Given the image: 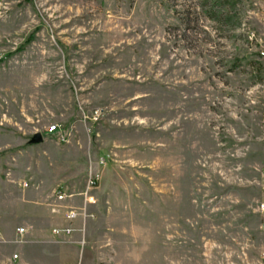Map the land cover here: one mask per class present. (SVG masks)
I'll return each mask as SVG.
<instances>
[{"label":"rangeland","instance_id":"1","mask_svg":"<svg viewBox=\"0 0 264 264\" xmlns=\"http://www.w3.org/2000/svg\"><path fill=\"white\" fill-rule=\"evenodd\" d=\"M2 2L0 264H264V0ZM101 147L132 191L93 189L63 254L49 187Z\"/></svg>","mask_w":264,"mask_h":264},{"label":"crops","instance_id":"2","mask_svg":"<svg viewBox=\"0 0 264 264\" xmlns=\"http://www.w3.org/2000/svg\"><path fill=\"white\" fill-rule=\"evenodd\" d=\"M44 135H43V140L39 143H32L30 141L29 143L32 144L31 146H36V150L39 149V147L44 146V147H42V149L45 148V150H46V147L54 145V141H56V139L53 136H56L55 133L54 132H50V133L46 132V135L45 136ZM68 149H71V148H68ZM65 152H66V150H64L61 153L60 157H58V160H56L57 161L56 165L65 164V161L69 160L71 158L69 156L66 158ZM101 154H102L101 158H103V159L102 160L97 159V161H94L93 159H89V158L85 157L86 161H85L83 166H85L84 169L87 171L88 175L86 176V180L84 182L83 189L79 190V192H77L73 198H67L65 201H62L63 205L75 204L74 198L76 196H81L79 193L85 189V186L87 184V180H88L90 175L98 177L100 185H99V187H97V190L99 189L101 194H103V192H104L105 196L107 197V202L110 203L111 197L114 196V194H115V196H117V195L120 196V200H122V204H123V201L128 198L129 192H131L132 188H133V186L130 184V180H129L130 176L128 174H120L117 176L114 174H110L111 173L110 171H112V169L110 168L109 164L107 163V157L110 156V153H106L104 148L101 147V149H99V151H98V155H101ZM45 156H46L45 159L49 164L50 158H51L50 154L49 155L47 154ZM54 161L55 160H53V162ZM77 161H78V159H77ZM78 164H79V161H78ZM52 166H54V165H52ZM52 172H54V171L52 170ZM41 176L42 175L37 174V179H41L42 178ZM108 177H111V181H109L110 182L109 186L104 185L102 183V179L103 178L107 179ZM67 181H68L67 179H65V180H58L57 179V180L53 181L52 185L49 187V190H51V192L48 191V196H47V200H46L47 216H48L49 223L51 225L50 227H48L47 240H54V241L58 240L59 247L62 250L63 254L65 253V251L69 250L68 249L69 248L68 247L69 246V240H67V238L70 236L66 235V237H64L62 235H58L54 232V228L57 227L58 225L65 226L68 224V220L66 219V211L67 210L64 207H60V208H57L56 211H54L53 208H54V204L56 202H59L57 200V197H56L57 191H59V192L64 191L66 193H75L74 191H70L72 189L70 188L71 186H69L70 183H68ZM105 182H106V180L104 181V183ZM41 185L42 184L40 181L36 182V187L34 188V193H36V198H39L40 195L42 196V194H43V188ZM25 186H29V183H28V185H25ZM44 192H46V191H44ZM94 194H96V197H97L98 192L94 191ZM68 200L71 202H69ZM36 201H38V200H36ZM96 205H97V203L95 204V206ZM88 206H90V205H88ZM120 207H121L122 213L128 212L126 202L124 205H122V206L120 205ZM36 210H37V204H36ZM111 210H112V207L108 206V212H111ZM77 219H76V221H77ZM21 228H24V227H21ZM24 230H25V228H24ZM36 234H37V232H36ZM50 242H52V241H50ZM77 243L80 244V241L78 240ZM12 260H14V259H12ZM15 260H17V259H15Z\"/></svg>","mask_w":264,"mask_h":264},{"label":"built area","instance_id":"3","mask_svg":"<svg viewBox=\"0 0 264 264\" xmlns=\"http://www.w3.org/2000/svg\"><path fill=\"white\" fill-rule=\"evenodd\" d=\"M2 0H0V8L2 6ZM1 13V11H0ZM250 37H251V41L254 40H259L256 37V32L255 31H251L250 33ZM260 49L259 52L261 55H264V43H262V40L260 39ZM57 130V126L56 125H52L50 128V131H55ZM60 139H66L64 137V135H60ZM261 181H260V186H261V191H262V197H261V202H260V206H259V211L262 217V221H261V228L264 231V163L262 164L261 167ZM25 185H28V183L26 182ZM98 185V178L95 176L90 175L88 180H87V184L85 186V189L83 191H81L79 194L83 196V205L78 206L76 204H71V205H63L62 201H65L67 198H73L76 194L75 193H66L64 191H57L56 193V197L57 200L59 202H56L54 204V208L53 210L56 211L57 208L60 207H64L66 208V219L68 220V224L65 226H60L58 225L57 227L54 228V232L58 235H71L73 233V231L77 230L75 223H76V219L78 217H82V216H86L87 214V207L88 205L95 204L97 202V200L94 198V195L92 194L93 189L97 188L96 186ZM81 229V228H80ZM21 231L24 230V228L20 229ZM83 230V229H81ZM263 255H264V251H263ZM14 259H17L19 257L18 253L14 254Z\"/></svg>","mask_w":264,"mask_h":264},{"label":"water","instance_id":"4","mask_svg":"<svg viewBox=\"0 0 264 264\" xmlns=\"http://www.w3.org/2000/svg\"><path fill=\"white\" fill-rule=\"evenodd\" d=\"M43 140V135L42 133H36L32 138H31V142L32 143H39Z\"/></svg>","mask_w":264,"mask_h":264},{"label":"bare ground","instance_id":"5","mask_svg":"<svg viewBox=\"0 0 264 264\" xmlns=\"http://www.w3.org/2000/svg\"><path fill=\"white\" fill-rule=\"evenodd\" d=\"M1 16V15H0ZM24 231V230H23ZM263 257H264V255H263Z\"/></svg>","mask_w":264,"mask_h":264}]
</instances>
